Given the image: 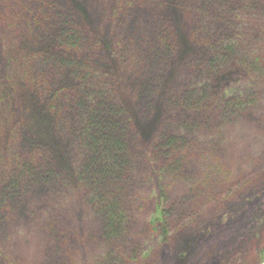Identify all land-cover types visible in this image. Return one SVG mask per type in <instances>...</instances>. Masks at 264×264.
Returning <instances> with one entry per match:
<instances>
[{
  "label": "rangeland",
  "instance_id": "1",
  "mask_svg": "<svg viewBox=\"0 0 264 264\" xmlns=\"http://www.w3.org/2000/svg\"><path fill=\"white\" fill-rule=\"evenodd\" d=\"M46 1L90 33L88 86L124 108L135 154L121 187L126 228L104 238L75 180L72 118L22 85L0 101V264H261L264 0ZM35 6L0 0V83L18 82L24 56L54 45ZM162 33L172 51L159 46ZM228 47L230 58L211 66ZM32 62L42 76L41 59ZM68 77L57 86L73 88ZM186 94L202 96L197 108L182 103ZM171 136L180 144L162 154ZM19 159L55 171L22 174L11 187ZM157 208L162 225L151 223Z\"/></svg>",
  "mask_w": 264,
  "mask_h": 264
},
{
  "label": "trees",
  "instance_id": "2",
  "mask_svg": "<svg viewBox=\"0 0 264 264\" xmlns=\"http://www.w3.org/2000/svg\"><path fill=\"white\" fill-rule=\"evenodd\" d=\"M35 1L37 6L33 21L44 20L45 25V20L50 19L46 25L55 29L54 45L49 52L34 51L24 56V63L17 77L18 82L13 75H9L0 83V101L8 105L17 93L18 87L26 85L39 95H48L46 106L50 111L58 109L60 115L64 113L72 118L70 121L73 125L72 136L77 141L79 158L75 180L83 193L85 192L84 198L90 210L101 217L104 238L120 237L127 222L123 212L121 187L135 155L124 108L114 99L107 100L103 90L94 91L88 86V81L93 76L89 51L90 47H94V41L90 33L69 21L63 22L66 19L61 18L64 16L62 10L50 11L51 6H47L46 0ZM170 37L172 38L169 33H162L159 46L165 45L168 51H172ZM229 51H232L229 47L222 48L221 51L216 50L211 55L209 64L217 67L218 62L228 60L232 55ZM35 57L41 59L42 76L40 73L37 75V70L31 68ZM64 76L70 77L74 84L73 88H68L66 84L57 86L58 81L64 79ZM201 99V95L194 97L192 94H186L182 98V103L190 109H195L201 103ZM59 105L62 109H59ZM179 144L175 137L171 136L162 143L165 149H161L160 152L171 155ZM176 158L171 157L170 161ZM37 160L29 162L19 159L16 162L9 178L11 187L18 184L19 176L22 174L38 173L42 179L36 178V181L49 179L53 175L54 167H41ZM163 211L157 208L156 215L152 217V224L162 225L165 222ZM161 236L163 239L166 238L165 229Z\"/></svg>",
  "mask_w": 264,
  "mask_h": 264
},
{
  "label": "water",
  "instance_id": "3",
  "mask_svg": "<svg viewBox=\"0 0 264 264\" xmlns=\"http://www.w3.org/2000/svg\"><path fill=\"white\" fill-rule=\"evenodd\" d=\"M261 264H264V261Z\"/></svg>",
  "mask_w": 264,
  "mask_h": 264
}]
</instances>
